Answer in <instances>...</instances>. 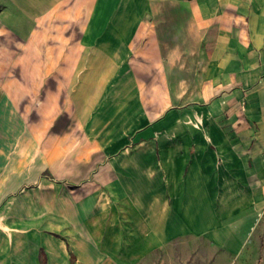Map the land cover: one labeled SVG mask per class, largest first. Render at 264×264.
Listing matches in <instances>:
<instances>
[{
  "label": "crops",
  "instance_id": "1",
  "mask_svg": "<svg viewBox=\"0 0 264 264\" xmlns=\"http://www.w3.org/2000/svg\"><path fill=\"white\" fill-rule=\"evenodd\" d=\"M54 17L81 21L80 82L198 84L133 143L89 134L68 157L50 122L0 101V215L17 230L0 236V264H195L199 245L224 260L253 242L264 254V0H0L21 36L20 19L35 35ZM134 111L116 127L127 136Z\"/></svg>",
  "mask_w": 264,
  "mask_h": 264
},
{
  "label": "rangeland",
  "instance_id": "2",
  "mask_svg": "<svg viewBox=\"0 0 264 264\" xmlns=\"http://www.w3.org/2000/svg\"><path fill=\"white\" fill-rule=\"evenodd\" d=\"M16 20L13 19V22ZM20 20L22 23L27 21L26 28L30 29L28 35L21 36L14 30L16 26L14 29L4 27L7 24L0 21V101L7 99L14 106L17 104L26 114L27 121L41 124L50 122L52 128L46 132V137L54 138L56 143H60L53 152L59 154V157L63 152L62 157H65L73 147L66 145V142L80 140L89 134L90 137H104L107 143L110 138H117L121 133L122 139L130 138L133 143L145 128L146 115L159 118L166 109L192 99V94L189 96L185 94L183 97H177L175 94L178 88L188 93L194 90V85L198 83L170 81L167 86L165 82L156 80L159 77L156 74L146 75L154 79L148 81L80 82L74 74L79 68L74 64L79 52L80 19L64 17L42 19L35 35L30 34V20L25 18ZM22 23L18 25L21 24L22 27ZM49 60L52 62L50 65ZM141 69L144 67H138L137 70ZM141 73L140 76L145 77L143 71ZM129 105L131 109L133 107L135 109L136 129L131 130L127 136V131L118 130L116 127L125 120L124 117L127 115L124 111ZM82 122L84 124H81ZM68 127L70 129H66ZM65 148L67 150H64ZM37 158L38 156L34 157V165ZM57 164L62 165V162ZM44 177L51 180L54 185L75 186L66 178L53 175L51 171H47ZM35 180L26 186H35L37 184ZM3 216L0 215V236L4 233L16 234V227L11 225L13 218H10L7 225ZM29 224L31 221L24 223L23 227L20 226V229H25L26 237L27 231L31 230L26 228ZM261 233L264 234V226ZM198 247L202 249L200 252L202 257L189 259L195 264H264L260 243L253 242L248 245L244 254L237 259L224 260L220 253L213 258L203 257V247L202 245ZM158 259L159 257H153L148 260V264H155Z\"/></svg>",
  "mask_w": 264,
  "mask_h": 264
}]
</instances>
